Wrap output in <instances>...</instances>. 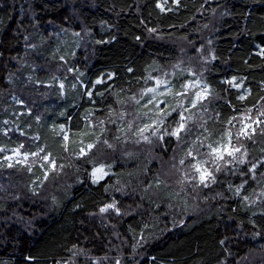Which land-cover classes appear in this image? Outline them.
Here are the masks:
<instances>
[{
    "label": "trees",
    "instance_id": "trees-1",
    "mask_svg": "<svg viewBox=\"0 0 264 264\" xmlns=\"http://www.w3.org/2000/svg\"><path fill=\"white\" fill-rule=\"evenodd\" d=\"M261 113L264 0H0V264H264Z\"/></svg>",
    "mask_w": 264,
    "mask_h": 264
},
{
    "label": "rangeland",
    "instance_id": "rangeland-1",
    "mask_svg": "<svg viewBox=\"0 0 264 264\" xmlns=\"http://www.w3.org/2000/svg\"><path fill=\"white\" fill-rule=\"evenodd\" d=\"M153 86L154 87H153V90H152L153 91L152 92L153 93L152 101L154 103L157 101V103H155V104L157 106H159V107H161V104L164 101V103H166L165 105L163 103L164 113L168 112L169 111V107H170L171 104H170V102L167 101L166 96H167V93H169V90L171 89V87H169V90L167 92H163V90L161 91V82H159V83L156 82ZM180 87L182 88V84L178 88H180ZM218 151H221V150H218Z\"/></svg>",
    "mask_w": 264,
    "mask_h": 264
},
{
    "label": "snow or ice",
    "instance_id": "snow-or-ice-1",
    "mask_svg": "<svg viewBox=\"0 0 264 264\" xmlns=\"http://www.w3.org/2000/svg\"><path fill=\"white\" fill-rule=\"evenodd\" d=\"M241 98H243V97H241ZM261 115H264V113H261ZM143 131H144V130L141 129V132H143ZM145 138H146V137H145ZM213 151L216 152L217 150H216V149H213ZM235 151H238V149H236ZM229 155H232V153L229 152ZM220 158H222V157H220ZM182 163H183V161H182ZM194 167H196V165H194ZM197 170L200 171L199 168H198ZM97 171H100V170L98 169ZM210 175H211V173H208L206 170L202 171V172H201V182H204V180H205L208 176H210Z\"/></svg>",
    "mask_w": 264,
    "mask_h": 264
},
{
    "label": "bare ground",
    "instance_id": "bare-ground-1",
    "mask_svg": "<svg viewBox=\"0 0 264 264\" xmlns=\"http://www.w3.org/2000/svg\"><path fill=\"white\" fill-rule=\"evenodd\" d=\"M211 53H212V52H211ZM211 53H210V55H212ZM206 54L208 55V51L206 52ZM207 58L209 59V56H208ZM211 58H212V56H211ZM213 58H214V56H213ZM204 60H205V59H204ZM201 61H202V60H201ZM203 62H204V61H203ZM206 63H207V62H206ZM207 64H208V63H207ZM157 71H158V70H157ZM33 93H34V92H33ZM39 95H40V94H38V96H39ZM3 96H4V95H3ZM34 96H35V93H34ZM40 96H41V95H40ZM40 96H39V97H40ZM34 98H35V97H34ZM37 98H38V97H37ZM38 99H39V98H38ZM39 100H41V99H39ZM31 130H32V129H31ZM33 133L35 134L34 131H33ZM25 139H27V137H26ZM4 149H5V148H4ZM5 150H6V149H5ZM79 155H80V154H79ZM2 159H3V158H2ZM42 160H43V159H42ZM1 161H2V160H1ZM44 162H45V161H44ZM26 195H27V194H26ZM26 195H23V196H26ZM19 197H22V196L20 195V196H18V198H19Z\"/></svg>",
    "mask_w": 264,
    "mask_h": 264
},
{
    "label": "crops",
    "instance_id": "crops-1",
    "mask_svg": "<svg viewBox=\"0 0 264 264\" xmlns=\"http://www.w3.org/2000/svg\"><path fill=\"white\" fill-rule=\"evenodd\" d=\"M18 152H19V151H18ZM18 152H17V150H16V153H18ZM19 153H20V152H19ZM8 156H9V155H8ZM19 156H20V154H19ZM25 156L27 157V154H25ZM9 157H10V156H9Z\"/></svg>",
    "mask_w": 264,
    "mask_h": 264
}]
</instances>
